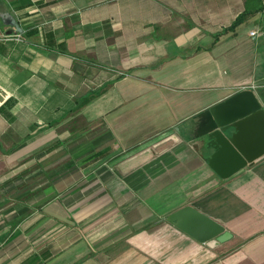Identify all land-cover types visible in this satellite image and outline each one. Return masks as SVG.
Here are the masks:
<instances>
[{
  "label": "crops",
  "instance_id": "0c3cea01",
  "mask_svg": "<svg viewBox=\"0 0 264 264\" xmlns=\"http://www.w3.org/2000/svg\"><path fill=\"white\" fill-rule=\"evenodd\" d=\"M6 13L22 33L0 17V264H264V157L223 180L195 139L241 91L264 109V0H0ZM187 206L232 238L168 221Z\"/></svg>",
  "mask_w": 264,
  "mask_h": 264
},
{
  "label": "water",
  "instance_id": "95a60500",
  "mask_svg": "<svg viewBox=\"0 0 264 264\" xmlns=\"http://www.w3.org/2000/svg\"><path fill=\"white\" fill-rule=\"evenodd\" d=\"M12 33H22L10 14L0 15ZM195 139L208 137L214 154L210 167L227 180L264 157V109L256 94L244 90L201 113ZM168 221L202 243H225L232 235L225 228L191 206L172 214Z\"/></svg>",
  "mask_w": 264,
  "mask_h": 264
},
{
  "label": "trees",
  "instance_id": "16d2710c",
  "mask_svg": "<svg viewBox=\"0 0 264 264\" xmlns=\"http://www.w3.org/2000/svg\"><path fill=\"white\" fill-rule=\"evenodd\" d=\"M247 14H248V13L245 12L244 14L240 15V16L238 17V19L236 20L235 25L241 23V22L247 17ZM235 25H234V26H235Z\"/></svg>",
  "mask_w": 264,
  "mask_h": 264
},
{
  "label": "built area",
  "instance_id": "2783aa9c",
  "mask_svg": "<svg viewBox=\"0 0 264 264\" xmlns=\"http://www.w3.org/2000/svg\"><path fill=\"white\" fill-rule=\"evenodd\" d=\"M252 35L254 36V35H255V33L253 32V33H252Z\"/></svg>",
  "mask_w": 264,
  "mask_h": 264
}]
</instances>
